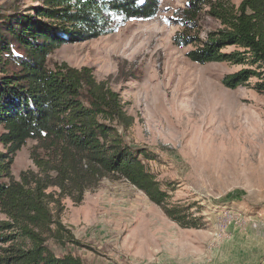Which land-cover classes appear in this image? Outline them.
Listing matches in <instances>:
<instances>
[{
    "label": "rangeland",
    "instance_id": "1",
    "mask_svg": "<svg viewBox=\"0 0 264 264\" xmlns=\"http://www.w3.org/2000/svg\"><path fill=\"white\" fill-rule=\"evenodd\" d=\"M213 1L235 9L241 2ZM186 2L161 0L151 20L64 45L49 55L47 67L91 69L96 83L116 93L131 119L116 127L123 144L153 157L144 165L165 192V206L180 209L192 226L171 221L123 179H100L79 202L76 193L50 187L46 193L57 202L52 213L59 210L58 219L78 243L49 241L55 257L71 255L82 264H264V92L253 89L254 79L234 90L221 83L255 66L199 65L186 58L190 46L172 44L180 30L175 12ZM34 5L0 0V14ZM197 22L202 40L222 29L208 8ZM35 146L28 140L14 155L9 175L15 181L21 173H38L31 159ZM36 154L46 159L41 150Z\"/></svg>",
    "mask_w": 264,
    "mask_h": 264
},
{
    "label": "trees",
    "instance_id": "2",
    "mask_svg": "<svg viewBox=\"0 0 264 264\" xmlns=\"http://www.w3.org/2000/svg\"><path fill=\"white\" fill-rule=\"evenodd\" d=\"M34 6L0 14V264H82L66 255L55 257L48 242L78 244L54 217L46 193L58 188L75 202L102 178L123 179L141 191L165 216L180 227L192 226L177 208H167L166 194L144 161L153 157L123 144L117 126L131 119L113 91L96 83L91 69L65 64L47 67L49 55L69 44L109 35L130 21H147L159 12L161 0H32ZM208 8L222 29L199 37L197 18ZM180 28L175 47L192 49L186 58L196 64H250L222 79L234 90L249 80L264 92V0H241L228 7L213 0H187L175 12ZM227 47L238 50L225 53ZM37 143L31 159L38 173L27 172L15 181L9 175L12 159L26 143ZM41 150L46 156L36 154ZM54 175L53 178L49 174ZM44 178V179H43Z\"/></svg>",
    "mask_w": 264,
    "mask_h": 264
}]
</instances>
